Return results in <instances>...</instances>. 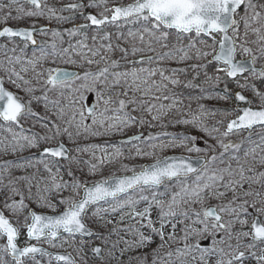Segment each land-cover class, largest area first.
Masks as SVG:
<instances>
[{
  "label": "snow or ice",
  "instance_id": "6c2138e0",
  "mask_svg": "<svg viewBox=\"0 0 264 264\" xmlns=\"http://www.w3.org/2000/svg\"><path fill=\"white\" fill-rule=\"evenodd\" d=\"M78 17L82 21L73 23ZM40 18L72 26L49 29L39 24ZM25 20L30 23L22 26ZM93 28L95 32L89 36L88 30ZM49 32L50 42L37 40V35ZM65 35L80 39L75 43L70 39L64 47ZM173 35L175 43L170 45ZM0 39L5 41L0 43L4 55L0 72L5 74L0 75V128L11 134L10 139L0 138V151L16 153L44 145L38 159L2 161L0 264H88L85 249L97 258L96 264H111L113 251L121 244V256L141 250L129 257V264H264V0H57L54 4L49 0H8L0 3ZM29 46L38 47L30 57L24 55ZM97 56L99 60L94 59ZM58 60L86 64L89 69L78 72L43 67L44 61L56 64ZM121 61L125 70L117 71ZM164 62L186 66L165 67ZM101 63L102 67L91 71L92 65ZM213 64L224 67H216L210 75L207 69ZM189 69L193 79L203 75L204 83L214 87L223 84V94L216 99L235 101L233 109L224 110L223 115H239L227 119L226 125L225 119H220L209 127L201 119L208 114L204 105H199V114H190L191 119L176 120L197 127L215 143L205 140L201 148L195 143L197 137L182 135L177 139L172 133L162 134L172 137L169 142L155 143L161 134L145 137L136 133L121 140L119 146H77L73 155L61 139L124 133L137 125L151 127L173 108L181 111L182 101L169 86L192 87V81L179 78ZM28 73L31 79L25 78ZM6 81L26 96L8 90ZM229 83H235L236 89H230ZM116 88L121 91L105 98L104 89ZM85 92L96 93L95 104L85 105ZM145 97L171 103L166 111L153 115L165 105L150 103ZM112 104L117 106L112 108ZM39 106H43V114L36 110ZM49 106L56 112L50 113ZM109 112L113 115H107ZM139 113H147L151 119ZM25 124L30 127L26 129ZM35 128L41 131H33ZM124 145H131L130 159H155L149 164L121 163L124 175L112 174L91 184L77 177V171H84L78 165H87V172L96 175L106 164L119 161ZM108 147L113 149L111 153ZM146 147L150 150L145 151ZM176 147L204 155H155L157 149ZM81 153L90 154V158L83 160ZM62 162H66L67 180L57 176L65 166ZM39 166L47 176L38 175ZM28 167L35 171L12 175L11 169L23 173ZM5 174L10 177L7 183L2 179ZM160 188L164 190L158 191ZM63 190L68 194H61ZM49 192L60 194L57 202L64 209L57 215L38 214L29 201L34 198L35 203L55 211ZM165 195L167 200L159 198ZM109 201L113 202L109 207H99ZM140 204L144 207L138 210ZM117 212L119 223L126 219L133 223L123 228L113 226L107 235L88 226L89 219L95 222L103 219L102 214ZM112 223L104 221L105 225ZM121 231L130 239L120 236ZM113 233L119 239L110 241ZM64 234L74 242L80 236L95 237L99 243L81 239L79 259L42 246L47 242L52 248L62 247L68 243L62 239ZM22 235H26L23 246ZM205 239L210 245H202ZM116 264L124 262L117 260Z\"/></svg>",
  "mask_w": 264,
  "mask_h": 264
},
{
  "label": "rangeland",
  "instance_id": "374dc122",
  "mask_svg": "<svg viewBox=\"0 0 264 264\" xmlns=\"http://www.w3.org/2000/svg\"><path fill=\"white\" fill-rule=\"evenodd\" d=\"M21 2H23V0H21ZM64 3L69 2V0H63ZM117 2H120V0H117ZM123 2L127 3L130 2V0H123ZM0 3H8V0H0ZM50 4H54L57 3V0H49ZM87 11L89 12H95V9H87ZM69 13L65 12L64 15H68ZM82 17H78L73 23H80L82 21ZM39 24L41 25H48L50 27V29L56 28V27H71L72 24H59L57 23L55 20L49 21L46 20L44 18H40L39 19ZM10 24H14L15 22L10 21ZM30 21L25 20L21 22V25H27L29 24ZM111 31H115V28H111ZM95 29H89L88 30V35L91 36L92 34H94ZM37 40L38 41H51V33L49 32L46 36L45 35H37ZM204 39H207V37H203ZM254 39V37H252ZM64 41L65 43L63 44L64 47H67V41H69L71 39V41L73 43H75V41L77 39H80V37H75V38H69L67 35L64 36ZM182 40L184 43H187V37H182ZM5 41L0 40V43H4ZM209 43H211L210 40H208ZM89 45H91V40L89 39L88 41ZM172 43H175V36L173 35L171 40H170V45ZM33 51H37L38 52V47H31L29 46L24 55L30 57L32 55ZM19 54V53H18ZM75 58V57H74ZM114 58H118V57H114ZM4 59V55L2 53H0V60ZM94 59L99 60V56L94 57ZM131 59V58H130ZM237 59H240V56H237ZM194 61H189L188 64L193 63ZM103 64L101 63L100 65H92L91 66V71L95 72L98 70V67H102ZM146 66V65H145ZM163 66L165 67H185L186 65L181 63V64H177L175 62H164ZM17 69H19L20 65H16ZM43 67L47 68V67H60V68H67V69H75L78 72H83L84 70H88L89 66L86 64H67V63H63L61 61H57L56 64H52L50 63V61H44L43 62ZM125 62L121 61V67L116 69L117 71H123L125 70ZM216 67H220L223 68L224 65L223 64H219V65H209L208 66V72L211 75L214 71V69ZM23 74V73H22ZM0 75H5L4 73L0 72ZM26 79H31V73L28 74H24ZM223 75V74H221ZM194 73L191 71V69H189V72L187 74H181L180 75V79L182 81H192L193 86L192 87H184L183 85L176 87V88H172V86L170 85L169 87L171 88L172 92H175L176 96L182 101V103L179 105V108L181 109V111H177L175 108H173L171 111L168 112L167 116H161V119L159 121H153L152 122V126L149 127L148 125H144V126H135L132 127L128 130H126L124 133H119V132H108L105 135H101V136H91L93 138H106L109 139L111 142L109 144H117L119 146V142L121 140L127 139L129 136L136 134V133H143L145 137H147L149 134L151 135H157V134H161L159 136V139L154 141L155 143H160V142H164L167 143L169 142L172 137L171 136H165L162 135L163 133H172V134H176L177 139H179L182 135H191V136H195L197 137L195 143L197 144V146L203 148L205 146V140L208 141V143L213 144L215 143V141H213L211 138H209L207 136V134L201 132L197 127L191 125V124H183V123H176L177 119H191V115L190 114H199L200 112V108L199 105H204L206 110H208V114L205 117H201V119H204L206 124L209 127H212L213 125H215L217 120L220 119H225V125L227 123V119H232L235 118L236 115H239V113H235L233 112L231 116H228L227 118L224 117L223 115V111L224 110H231L233 109V107L235 106V101L233 100H229V101H223V100H219L216 99L215 97L218 94H223V84L219 85V86H212L210 84L204 83V77L203 75H201L198 79H193ZM109 79H111V77H109ZM37 82L33 79V84H36ZM199 84L200 87H196L195 85ZM5 87L16 93L19 96H26V94L22 91H20L19 89H17L14 85L7 83V81L5 82ZM229 88L232 90L236 89V85L235 83H229ZM121 91L120 88H116V89H104V96L105 98H107L109 95H115L116 92ZM68 93H66L67 95ZM169 93H156V95H167ZM246 95H248L250 98L252 97V93L251 92H246ZM129 95H132L131 92H129ZM136 95H140V93H136ZM85 96V100L84 103L86 106H91L92 104H95L97 101V95L95 92L89 93V92H85L84 93ZM145 99H147L150 103H156L157 105L159 104H163L165 105L164 109H159L157 108L156 111H154L152 114L155 115L157 114V112H162V111H166L167 110V105L171 103L170 100H163L162 98L159 101H152L150 97H145ZM116 104H112L110 105V107L114 108L116 107ZM258 106V102L257 104L253 105ZM104 105L101 103L100 108L103 109ZM50 109V113H55L56 109L52 108L51 106H49ZM37 111L41 112L43 114L44 112V108L43 106H39L37 109ZM215 112V114L213 115L212 113ZM140 115H143L145 117V119L150 120L151 117L150 115H148L147 113H139ZM107 115H113V113L109 112L107 113ZM53 119H55V116L53 115L52 117ZM88 123H91V121H87ZM30 125L29 124H25V128H29ZM16 131H19V128L15 129ZM33 131H41V129L39 128H35L32 129ZM221 130L223 131V126H221ZM258 131V129H257ZM73 132H75V129H73ZM26 134H31V133H26ZM246 135V133H245ZM3 137H8L9 139L11 138V134L7 133L6 131H4V128H0V138ZM233 139H235V137H232ZM255 139V136L253 137ZM61 139L63 140L64 144L71 150L73 155H76L75 152V148L77 146L83 147V145H87V141H88V137L84 139V135L80 136V137H76L74 135L73 140H69L66 136L61 137ZM55 143V141H53V144ZM44 147L43 144L40 145V149H25L23 151H17L16 153H12L10 150L5 153L3 151H0V160H5L8 158H11L13 156H18V155H22V154H29V159H38V151L42 150V148ZM131 145H124L123 146V153L124 156L120 158L119 161L113 162L111 164H106L100 172H98L96 175H91L87 172V165H78L77 167L79 168H83L84 171L83 173H81L80 171L76 172L77 177H82L83 179L87 180L89 184H91L93 181H97L100 180L104 177H107L109 175L115 174L117 176L119 175H124L125 173L123 172L122 168H121V163L124 164H129V166L132 165H140V164H146V163H150L153 162L155 159V156L153 157H140V158H136V159H130V149ZM107 152L111 153L113 151V149L111 147H108ZM150 149H148L147 147L145 148V151H148ZM101 153L99 150H96V155L99 156ZM169 154H180V155H187V156H191V157H196L198 155H204V153H187L183 148L180 147H176V148H167L164 149L163 151H160L159 149L156 150L155 155L156 156H166ZM83 160H87L90 158V154L87 153H81L80 154ZM55 163V161H54ZM64 163V167L60 168V172L57 174L58 178L63 177V179L67 180L69 179L68 175H67V170H66V162H62ZM40 167V171H39V176H47L48 174L46 172L43 171L42 166ZM2 166H0V171H2ZM12 171V175H20V174H31L33 171H35L33 168H25L23 170V173L18 170V169H11ZM55 171V168H54ZM127 174H131V173H127ZM4 183H7V180L10 179L9 176H7L6 174L2 177ZM247 187V185H246ZM253 187H256L255 185H253ZM163 188L158 189V191H163ZM0 191H3L2 188H0ZM33 193H35V188L33 189ZM63 195H67L68 194V190H63L62 193ZM147 194V193H146ZM27 195V193H26ZM60 194L54 193V192H49L47 193L48 199L51 203L56 205V209L55 211H53L52 209L43 207L41 204L35 203L34 202V198L32 201H29L31 203V206L39 213H45V214H57L60 213L63 209H64V205L59 204L58 198H59ZM81 195V194H80ZM161 199H168V196L165 195L163 197H159ZM113 202L109 201L107 204L105 203H101L99 205V207L104 208V207H109ZM211 203H215V201H211ZM138 210L140 208H143L144 205L140 204L137 206ZM125 212L129 211V209H124ZM8 215V214H6ZM89 216H91V213H89ZM103 219H98L97 221L93 222L91 219H89L87 221L88 226L94 231V232H102L105 235L108 234V229L116 226L117 228H123L124 225L133 223L132 220L130 219H126L125 221H123V223H119V212L117 213H108L106 215L102 214ZM105 220H110L113 223L109 224V225H105L104 221ZM249 220L251 221V217H249ZM178 234H179V229L177 230ZM120 236H124L125 239H130L129 235H126L124 232H120ZM26 239V235H22L20 237V244L21 246H23V242ZM62 239H68V243L63 244L62 247L58 246L56 248H52L48 245L47 242H43L42 246L47 248L49 251H52L54 253H71L73 257H76L77 259H79L78 256V242L81 239H85L88 240L89 243H99V240H97L95 237H91V238H83L80 236L76 237L75 242L72 239H69L67 237V235L65 234ZM119 239V236L115 233H113L110 237V241L111 240H117ZM2 242V241H0ZM158 242V241H157ZM190 243L194 242L192 240L189 241ZM32 243H36L35 240L32 241ZM58 244L60 243L59 241L57 242ZM203 246H208L210 245L211 241L210 240H202L201 241ZM70 245V246H69ZM109 247H111V243H109ZM123 247V244L119 245L117 247V249H115L113 251V256L111 257V264H116L117 260L119 261H123L124 264H129V257L130 256H134L137 255L139 251L141 250H137V252H128L125 253L123 256L120 255L119 252V248ZM152 247H155V245H152ZM85 251L87 252V260H88V264H96L97 258L94 257L92 255V253L85 249ZM142 251H147V249H143ZM163 251V250H161ZM53 264H56V261H53ZM132 264H136L135 261H132Z\"/></svg>",
  "mask_w": 264,
  "mask_h": 264
},
{
  "label": "bare ground",
  "instance_id": "6f19581e",
  "mask_svg": "<svg viewBox=\"0 0 264 264\" xmlns=\"http://www.w3.org/2000/svg\"><path fill=\"white\" fill-rule=\"evenodd\" d=\"M87 137L89 138L87 141V144H101V145H103L105 143L109 144L111 142L109 139H106V138H97L96 139V138H93L89 135H84V139ZM83 146H85V145H83ZM29 156H30L29 154H22V155H18V156H13V157L5 159V160H13L14 162H20L19 158L24 157V158L29 159ZM2 161L3 160H0V166H2Z\"/></svg>",
  "mask_w": 264,
  "mask_h": 264
},
{
  "label": "water",
  "instance_id": "95a60500",
  "mask_svg": "<svg viewBox=\"0 0 264 264\" xmlns=\"http://www.w3.org/2000/svg\"><path fill=\"white\" fill-rule=\"evenodd\" d=\"M42 26H44V27H46V28H49L50 29V27L48 26V25H42ZM0 40H2V39H0ZM31 47H34V46H31ZM65 69H67V68H65ZM67 70H69V71H77V70H75V69H67ZM180 154H169V155H166V156H179ZM193 158H195V157H193ZM150 163H152V162H150ZM146 164H149V163H146ZM130 175V174H129ZM119 176H121V175H119ZM81 196H83V192H81ZM63 211V210H62ZM61 211V212H62ZM38 214H45V213H39V212H37ZM57 214H59V213H57ZM57 214H46V215H57ZM65 235V234H64ZM83 238H89V237H83ZM61 254H64V253H61Z\"/></svg>",
  "mask_w": 264,
  "mask_h": 264
},
{
  "label": "trees",
  "instance_id": "16d2710c",
  "mask_svg": "<svg viewBox=\"0 0 264 264\" xmlns=\"http://www.w3.org/2000/svg\"><path fill=\"white\" fill-rule=\"evenodd\" d=\"M57 28H62V27H56V28H53V29H57ZM64 28V27H63ZM65 28H67V27H65ZM64 38V37H63Z\"/></svg>",
  "mask_w": 264,
  "mask_h": 264
}]
</instances>
